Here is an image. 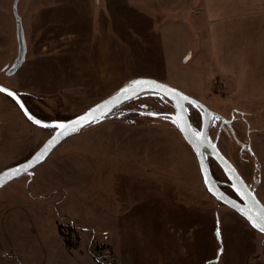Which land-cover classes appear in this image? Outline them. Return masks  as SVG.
Listing matches in <instances>:
<instances>
[{
  "label": "rangeland",
  "instance_id": "rangeland-1",
  "mask_svg": "<svg viewBox=\"0 0 264 264\" xmlns=\"http://www.w3.org/2000/svg\"><path fill=\"white\" fill-rule=\"evenodd\" d=\"M80 1H75L76 10L84 13L86 3ZM92 1L103 5V0ZM206 1L129 0L152 17L146 31L158 59L124 60L119 54L105 60L96 52L93 63L101 80L93 89L81 87L66 104L62 92L33 90L39 80L34 47L35 39L45 35L60 37L45 53L64 63V42L75 37L74 29L63 28L69 0L55 1L60 6L52 21L42 9L50 0H0V84L22 93L38 118L64 120L118 91L132 76L162 78L220 117L211 120L209 138L251 189L262 177L264 198V102L250 109L251 116L237 113L229 106L237 87L228 69L194 61L215 54L207 49ZM188 3L193 7L182 12ZM247 3L249 14H256L255 7L264 10V0ZM239 12H232V18H239ZM258 31L249 27L252 41L247 43L252 50L263 48L260 58L249 60L248 73H257V80L264 71V40H258ZM237 39L229 41L234 58L243 46ZM69 71L57 64L55 78ZM187 111L199 130L198 110L187 105ZM125 112L128 117L121 118L130 121L115 120ZM172 113L169 99L143 93L66 137L48 158L1 186L0 264H264V235L206 190L192 149L185 141L181 147L173 136ZM53 131L29 121L0 92V170L27 158ZM250 135H256L252 144ZM257 142L263 145L259 154L251 148ZM210 166L217 179L226 180L214 160Z\"/></svg>",
  "mask_w": 264,
  "mask_h": 264
},
{
  "label": "crops",
  "instance_id": "crops-1",
  "mask_svg": "<svg viewBox=\"0 0 264 264\" xmlns=\"http://www.w3.org/2000/svg\"><path fill=\"white\" fill-rule=\"evenodd\" d=\"M50 1L51 2L42 9L47 11L49 20L52 21V14H56L60 4L55 2L56 0ZM75 1L76 0H69L70 9L64 15L66 21L64 25L66 27L63 26V28L67 30L71 28L74 29L73 34L75 35L73 39L74 42L71 40L69 42H64V44H67L65 48L63 46L64 63H57L56 57L51 55L50 52L45 53L47 48L61 40L60 37L45 35L39 39H35L37 46L34 47L35 52H38L35 68L38 72L39 80L38 86L33 90L44 94L62 92L63 100L66 104H70V101L73 100L81 87L93 89L96 85L95 83L101 80V75L95 71V65L93 63L96 52L100 53L105 60L118 59L120 57L119 54H122L124 60L145 61L158 59L157 53L152 51L151 46H149L151 45L150 38L152 35L146 31V25L148 22H151L152 17H149L144 10L138 8L135 4L132 5L129 0H103V5L95 4L92 0H84L86 3L85 8L87 9L83 13L82 11L76 10L77 7L75 6H77V2ZM96 1L98 2V0ZM192 7L193 5L188 3V8L185 9L181 6V10L185 12ZM203 10L208 19L207 49L211 54L213 53L212 51L215 50V54H213V57L208 56V58L204 60H200L194 55V61L204 62V66L207 65V61H213L210 64L215 63V65L225 66L228 69L227 75L229 74L233 77V81L237 87L233 96L230 97L232 103L229 106L235 110L237 109L236 112L241 115H246L248 111L251 116L250 109L257 108L259 105L262 106L264 102V71L262 69V71L260 70L263 74H259L261 77V79L258 78L259 81L256 79L258 76H255L258 75L257 73L250 77L248 73L249 60L251 58H253L252 60L260 58L261 49L263 48H253L252 50L247 43L248 41H252L249 38V27L259 28L256 36L258 35V40L261 42L264 40V10L255 7L254 12L256 14H249L247 0H238V2L234 4H232V0H207L206 4L203 5ZM239 10V18L233 19L231 13ZM37 20H39V18H37ZM34 30L35 32L37 31V26H35ZM192 32L197 35L196 37L199 41L200 35L195 31ZM232 36L238 38L236 41L243 45L242 49L240 46V52L235 58L231 52L232 42L230 39ZM250 36L252 38V31L250 32ZM252 39L255 38L253 37ZM124 45H128V47ZM137 45L140 46V49ZM122 47L123 51H120L119 48ZM44 60L46 62H43ZM57 64L70 70L68 73L60 76L58 80L55 78ZM109 66L108 63V67ZM51 70L52 72H50ZM135 77L153 78L169 84L166 80L156 76H132V78ZM26 90L28 89L25 87L21 88L20 91ZM115 120L130 121L121 117H117ZM132 122L131 120V123ZM173 136L179 145L184 147L185 139L176 128ZM250 136V144H252V139L254 136V138H256V135ZM258 144L257 142L256 146L251 145V148L256 154H259L257 148L263 149L262 146L264 145L259 146ZM72 159L73 158H69V162H73ZM80 166L82 167L81 164ZM261 186L262 177L255 186L254 191L258 199L264 204V198L260 193Z\"/></svg>",
  "mask_w": 264,
  "mask_h": 264
},
{
  "label": "water",
  "instance_id": "water-1",
  "mask_svg": "<svg viewBox=\"0 0 264 264\" xmlns=\"http://www.w3.org/2000/svg\"><path fill=\"white\" fill-rule=\"evenodd\" d=\"M136 80L154 81V82H156V84L163 85L167 89H174L176 92L183 94L184 96H187L190 100L195 102L196 106H193V105H191V106H193L194 108H196L198 110V112L201 116V125H200L199 130H195L191 125L192 131H203V132H205L206 133V137H205L206 142H209L211 145H214L215 147L213 148L210 146H208V147L200 146L198 143L193 142L191 131H189L187 128V124H191L190 118L188 115V111H187L188 120H187L186 125H185V130L182 131L179 127H177V129L181 133V135L185 139V141L188 143V145L191 147L193 153L195 154V157H196L197 163H198V167H199V171H200L201 177L203 179V183L205 185L206 190L215 199H217L220 203L227 205L228 207L232 208L237 213H239L253 227V224L250 222V220L247 218V216L242 214V212L240 210L243 209V212L248 213L249 215H252L253 219H255L256 213L260 209L264 208V204L258 199L255 191L247 185L244 178L239 173V171L236 169V167L233 165V163H231L227 159V157L222 153V151L219 149L217 144L215 142L211 141V139L209 138L208 129H209L211 120L214 118L216 113L214 111H212L211 109H209L207 106H205L201 101L197 100L196 98L189 96V95L185 94L184 92H182L176 88H173L172 86H170L164 82H161V81L153 79V78H142V77H136V78L132 79L130 82L136 81ZM129 83H127L125 86H127ZM124 87H122V88H124ZM0 88L7 90V91H0L6 95H8L7 94L8 92H12L14 94V96H10V95H8V96L16 103V105L20 108L22 113L25 115V117L29 121H31L32 123L36 124L39 127L53 128L54 129V131L43 141V143L31 155H29L27 158H25L22 161H19L15 164L9 165V166L3 168L2 170H0V179H5L6 183H8L9 181H11V180L23 175V174L28 173L36 165L41 163L50 154V152L54 149V147H56L63 139H65L66 137H68L74 133H77L79 130H81L85 126L89 125V124H86L82 127H78V130L72 131L71 128L73 126V122L75 120H77L78 117L85 115L90 110L95 109L98 106H101V110L104 112V115H101L99 111L96 112V115L98 117L97 121H99V120H102L105 117H107L119 105L128 101V100H124L123 102L115 103V97L120 92V90L122 89L121 88L118 91L112 93L111 95L101 99L100 101H98L97 103H95L94 105H92L91 107H89L88 109H86L85 111H83L77 115H74V116L69 117V118L64 119V120H53V119L52 120H45V119L38 118L36 115H34L28 109V107L24 103V101L21 98V96L19 95V93H17L16 91H14L11 88H8L2 84H0ZM141 94H143V93H141ZM166 98L169 99L174 106V113L168 114V116H170L172 118H174V117L178 118L180 110L175 107V103H176L175 98H173L172 96H167ZM183 103H184L185 109H187V105H190L187 102H183ZM21 104L23 105V107H21ZM105 105H107V107H104ZM108 108H111V110L108 111ZM29 116H31L33 119H29ZM36 120L40 121V124L35 123L34 121H36ZM56 124H67L69 126V133L67 135L58 137V133L60 131L59 129L54 128V127H45L44 126V125H56ZM49 144H52L53 146L47 151L46 155H44L43 158L39 162H36L37 156H39L42 152H44L45 148ZM210 160H214L218 164V166L222 170L223 174L225 175L226 179L229 181L228 182L229 188L232 190V192L234 193L235 196L226 192L221 187L220 181L214 176V174L212 172V169L210 166ZM28 164H32L33 166L29 167L27 172L21 171V173L19 175H16V176L12 177L11 179H7V177L11 175L12 170L17 169V168L23 169V167L28 165ZM6 183L0 185V187L5 185ZM233 185L239 186L240 189L242 191H244L245 195H244L243 199L237 194ZM209 188H212V191H209ZM220 194H223V197H224L223 199L217 198V196ZM229 201H234L235 207ZM253 228L264 235V232H261L258 228H256V227H253Z\"/></svg>",
  "mask_w": 264,
  "mask_h": 264
},
{
  "label": "snow or ice",
  "instance_id": "snow-or-ice-1",
  "mask_svg": "<svg viewBox=\"0 0 264 264\" xmlns=\"http://www.w3.org/2000/svg\"><path fill=\"white\" fill-rule=\"evenodd\" d=\"M0 91H7L6 89L0 88ZM141 93H146V94H151V95H156L159 96L160 99H164L167 96H172L175 98L176 103L175 107L180 110L179 116L172 118V123L176 124L177 127H179L182 131L185 130V125L188 120L187 116V109L184 108V103L187 102L190 105L196 106L195 102L190 100L187 96H184L183 94H180L176 92L174 89H167L163 85H158L154 81H144V80H136L130 82L127 86L122 88L120 92L117 94L115 97V103H120L123 102L124 100H131L134 98H137ZM10 96H14L12 92L7 93ZM21 107L23 105L21 104ZM104 107H107L105 105ZM146 107V106H145ZM111 108H108V111H110ZM100 112L101 115H104V112L101 110V106H98L95 109L90 110L88 113H86L83 116H80L73 122V126L71 128L72 131L78 130V127H82L86 124H91L93 122H96L98 120V117L96 115V112ZM149 115H159L157 113H148ZM29 119H33L31 116H29ZM215 119H220L219 117H215ZM37 124H40V121L36 120L34 121ZM45 127H54L59 129L58 137L59 136H64L69 133V126L67 124H56V125H44ZM187 128L189 131H191L193 142L198 143L200 146H205V147H215L214 145H211L209 142H206V133L203 131H192L191 124H187ZM52 144H49L44 152H42L39 156L36 158V162H39L44 155H46L47 151L52 147ZM32 164H28L23 167V169L17 168L12 170V173L10 176L7 177V179H11L12 177L19 175L21 171L27 172L29 167H32ZM6 183L5 179H0V185ZM235 191L237 194L243 199L244 198V191L240 189L239 186L233 185ZM209 191H212V188H209ZM218 199H223V194H220L217 196ZM230 203L233 204L235 207V202L234 201H229ZM242 214L246 215L247 218L250 220V222L253 224V227L258 228L261 232H264V208L260 209L256 213L255 219H253L252 215H249L248 213L243 212V209L240 210ZM219 235V233H217Z\"/></svg>",
  "mask_w": 264,
  "mask_h": 264
},
{
  "label": "trees",
  "instance_id": "trees-1",
  "mask_svg": "<svg viewBox=\"0 0 264 264\" xmlns=\"http://www.w3.org/2000/svg\"><path fill=\"white\" fill-rule=\"evenodd\" d=\"M20 96H21V98L23 99V101H24V103L26 104V106L28 107V105H27V102L25 101V99H24V96H22V93H20L19 94ZM29 108V107H28ZM29 110H30V108H29ZM31 111V110H30ZM32 112V111H31ZM33 114H34V112H32ZM134 113H136V111L134 112ZM35 115V114H34ZM128 114L125 112V113H123V114H121L120 116H118V117H128L127 116ZM111 115H108V117H110ZM255 187H253L252 189H254ZM235 196V195H234ZM67 243V245L70 247V246H72V244L71 243H69V242H66ZM93 257L97 260V256H95V254L93 253ZM99 262V261H98Z\"/></svg>",
  "mask_w": 264,
  "mask_h": 264
},
{
  "label": "flooded vegetation",
  "instance_id": "flooded-vegetation-1",
  "mask_svg": "<svg viewBox=\"0 0 264 264\" xmlns=\"http://www.w3.org/2000/svg\"><path fill=\"white\" fill-rule=\"evenodd\" d=\"M214 117H217L216 115ZM220 118V117H219ZM196 130V129H195ZM226 179V177H225ZM219 180V179H218ZM220 181V184H221V187L224 189V188H229V181L226 179L225 181H222V180H219ZM231 190V189H230ZM232 191V190H231ZM234 194V193H233Z\"/></svg>",
  "mask_w": 264,
  "mask_h": 264
}]
</instances>
